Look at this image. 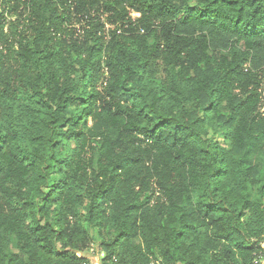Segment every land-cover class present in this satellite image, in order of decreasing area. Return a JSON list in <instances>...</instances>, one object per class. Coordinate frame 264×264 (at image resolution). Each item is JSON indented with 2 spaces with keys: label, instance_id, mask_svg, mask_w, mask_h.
<instances>
[{
  "label": "trees",
  "instance_id": "1",
  "mask_svg": "<svg viewBox=\"0 0 264 264\" xmlns=\"http://www.w3.org/2000/svg\"><path fill=\"white\" fill-rule=\"evenodd\" d=\"M93 244L264 261V0H0V264Z\"/></svg>",
  "mask_w": 264,
  "mask_h": 264
},
{
  "label": "rangeland",
  "instance_id": "2",
  "mask_svg": "<svg viewBox=\"0 0 264 264\" xmlns=\"http://www.w3.org/2000/svg\"><path fill=\"white\" fill-rule=\"evenodd\" d=\"M135 17V15H134ZM262 247H264V245H262ZM85 257H88L89 259V264H101V259H102V255L99 253V250L97 249V245L93 244L91 245V247L86 250L83 254ZM264 264V261H262Z\"/></svg>",
  "mask_w": 264,
  "mask_h": 264
},
{
  "label": "built area",
  "instance_id": "3",
  "mask_svg": "<svg viewBox=\"0 0 264 264\" xmlns=\"http://www.w3.org/2000/svg\"><path fill=\"white\" fill-rule=\"evenodd\" d=\"M253 264H263V262L262 261H254Z\"/></svg>",
  "mask_w": 264,
  "mask_h": 264
}]
</instances>
